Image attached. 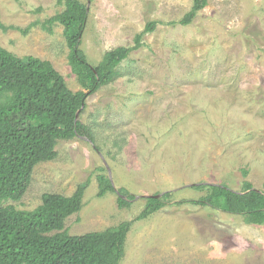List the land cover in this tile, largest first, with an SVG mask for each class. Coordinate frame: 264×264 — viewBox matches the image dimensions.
Segmentation results:
<instances>
[{"label":"rangeland","instance_id":"374dc122","mask_svg":"<svg viewBox=\"0 0 264 264\" xmlns=\"http://www.w3.org/2000/svg\"><path fill=\"white\" fill-rule=\"evenodd\" d=\"M78 1L89 10L80 50L91 66L157 25L78 113L93 142L59 141L22 199L3 206L30 212L43 194L69 197L87 183L81 209L64 222L81 236L115 230L140 215L143 197L170 193L163 209L133 222L120 264H264V224L177 204L205 197L198 184L240 192L247 181L264 192V0H208L187 26L177 22L192 0ZM63 9L57 0H0V47L48 61L71 93H86L89 83L68 64L63 27H30ZM101 175L137 197L129 208L119 209L115 194L97 196Z\"/></svg>","mask_w":264,"mask_h":264},{"label":"trees","instance_id":"16d2710c","mask_svg":"<svg viewBox=\"0 0 264 264\" xmlns=\"http://www.w3.org/2000/svg\"><path fill=\"white\" fill-rule=\"evenodd\" d=\"M57 1L64 8L61 13L30 27L40 26L52 34L55 24L62 26L69 50L68 64L89 86L86 93H71L48 61L31 56L21 59L0 47V264H120L133 222L163 209L170 193L159 198L143 197L145 205L140 215L115 230L81 236L69 235L64 222L81 209L87 183L79 185L69 197L43 194L40 206L30 212L3 206L5 201L22 199L35 166L57 157L55 147L59 141L82 137L93 142L89 128L76 115L88 97L119 77L117 67L131 52L141 48L142 37L152 33L157 25L147 23L135 37L133 48L115 49L106 53L97 66H91L80 50L88 19L87 5L78 0ZM207 3L208 0H192L190 10L177 24H191ZM6 29L0 21V30ZM246 176L247 172L242 171V177ZM97 180V196L115 194L119 209L129 208L137 199L124 188L115 190L103 175ZM192 188L207 195L178 205L211 207L242 216L249 224H264V192L254 189L249 182H243L240 192L222 184H198Z\"/></svg>","mask_w":264,"mask_h":264},{"label":"water","instance_id":"95a60500","mask_svg":"<svg viewBox=\"0 0 264 264\" xmlns=\"http://www.w3.org/2000/svg\"><path fill=\"white\" fill-rule=\"evenodd\" d=\"M87 10H88V6H87ZM76 118H78V114L76 115ZM155 198H159V195L154 196Z\"/></svg>","mask_w":264,"mask_h":264}]
</instances>
